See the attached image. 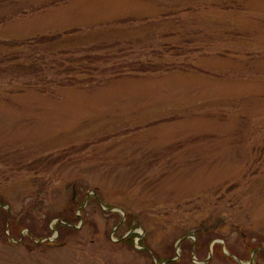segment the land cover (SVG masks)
I'll return each mask as SVG.
<instances>
[{"label": "rangeland", "instance_id": "rangeland-1", "mask_svg": "<svg viewBox=\"0 0 264 264\" xmlns=\"http://www.w3.org/2000/svg\"><path fill=\"white\" fill-rule=\"evenodd\" d=\"M44 35L75 81L0 71V264H264V0H0Z\"/></svg>", "mask_w": 264, "mask_h": 264}, {"label": "trees", "instance_id": "trees-1", "mask_svg": "<svg viewBox=\"0 0 264 264\" xmlns=\"http://www.w3.org/2000/svg\"><path fill=\"white\" fill-rule=\"evenodd\" d=\"M62 41L63 37L60 35H44L24 40L0 39V71L9 70L11 73L12 71L22 72L21 76L27 78L24 85L37 86L43 84V81L47 79V74L54 76V73L56 76L53 78H57V81L53 80L55 83H71L75 81L72 77V72H75V68H71L68 61L64 58H59L57 61L48 59L55 52L63 54L61 49L56 51L58 44L62 43ZM44 70H48V73H45ZM53 70H55L54 73ZM72 205L73 200L70 201V206L72 207ZM5 214L8 215V212L6 211ZM63 218L76 222L80 216L76 215V211L70 208V214L65 215V217L61 216V219ZM61 219L57 221L58 223L56 222L58 225L55 224L58 229L62 227ZM48 222L46 227L49 224ZM131 235L132 238L133 236H137V234ZM160 260L162 262L164 258H160ZM166 260L171 261L169 259Z\"/></svg>", "mask_w": 264, "mask_h": 264}]
</instances>
